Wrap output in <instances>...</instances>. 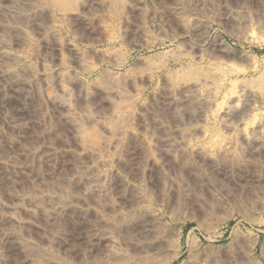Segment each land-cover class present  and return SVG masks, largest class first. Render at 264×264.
Listing matches in <instances>:
<instances>
[{"label": "rangeland", "instance_id": "1", "mask_svg": "<svg viewBox=\"0 0 264 264\" xmlns=\"http://www.w3.org/2000/svg\"><path fill=\"white\" fill-rule=\"evenodd\" d=\"M254 1L0 0V70L11 73L0 74V147L17 141L0 148L16 166L0 164L2 197L82 198L55 223L35 213L28 229L2 224L0 264H160L179 250L173 264H264V157L245 159L239 142L233 162L203 155L238 138L224 126L244 95L264 102V0ZM32 150L53 151L49 163L16 156ZM88 165L103 173V192L70 187ZM50 234L61 238L45 244L51 262Z\"/></svg>", "mask_w": 264, "mask_h": 264}, {"label": "bare ground", "instance_id": "2", "mask_svg": "<svg viewBox=\"0 0 264 264\" xmlns=\"http://www.w3.org/2000/svg\"><path fill=\"white\" fill-rule=\"evenodd\" d=\"M246 1V0H245ZM251 1V0H250ZM254 1V0H253ZM258 1V0H257ZM248 2V1H247ZM254 2H256V1H254ZM254 2H251V3H253L254 4ZM257 5V4H256ZM260 5H261V3H260ZM253 33V32H252ZM251 33V34H252ZM254 34H252L251 36L254 38V36H253ZM251 37V38H252ZM256 37V36H255ZM70 46V45H69ZM70 47H72V46H70ZM68 48V47H67ZM69 49V48H68ZM74 50H75V48H74ZM71 51V50H70ZM73 52H75V51H73ZM0 55H2L1 53H0ZM3 57V56H2ZM214 65V64H213ZM216 66V65H215ZM215 66L213 67V68H215ZM230 67V66H229ZM229 67H226L227 69L229 68ZM212 68V67H211ZM210 68V69H211ZM212 68V69H213ZM219 69V68H218ZM230 69H231V67H230ZM207 71L209 70V69H206ZM214 70V69H213ZM213 70H211V71H213ZM226 70V69H225ZM229 70V69H228ZM1 72H0V74L2 75V76H9V74L11 75V73H10V71H9V69L8 68H5V69H1L0 70ZM207 71H206V73H207ZM211 71H210V73H211ZM218 70L216 69V72H217ZM222 71V70H221ZM231 71V73H232V69L230 70ZM230 71H229V74H231L230 73ZM215 72V70H214V73H216ZM219 72V71H218ZM224 71H222V73H223ZM233 72H235L234 74H236L237 72L234 70ZM221 73V72H220ZM226 73V72H225ZM223 74L224 76L225 75H227V74ZM228 73V72H227ZM229 74H228V76H229ZM211 75L212 74H210V79H207L209 82H210V80L212 79V77H213V75H212V77H211ZM233 75V74H232ZM216 76V75H215ZM218 76H219V74H218ZM203 77H205V74H204V76ZM207 77V76H206ZM221 77H223V76H221L220 75V78ZM216 78V81L218 80L219 81V83H220V80L222 81V79L224 78H222V79H220V78H217V77H215ZM232 78V77H231ZM213 79H214V77H213ZM213 79L211 80V81H213ZM225 79V78H224ZM228 79V78H227ZM226 79V80H227ZM230 80V79H229ZM201 81V80H200ZM204 81H205V79H204ZM208 81H207V83H208ZM215 80H214V84H215V82H216ZM217 81V82H218ZM224 81V80H223ZM216 82V84H218L219 85V87H221L220 86V84L219 83H217ZM34 83H35V81H34ZM205 84V82H203V79H202V82H201V84ZM213 83H209V84H213ZM228 83V82H227ZM237 83V82H236ZM235 83V81H234V84L231 82V84H233V85H231L230 83H228V84H230L231 86H232V89L230 88V90H233L234 91V93H235V90H237V89H239V87H236V84ZM223 84H225V83H223ZM227 84V85H228ZM236 84V85H235ZM208 85V84H207ZM226 85V84H225ZM202 86V85H201ZM212 86H215V85H212ZM212 86H209V87H211L212 88ZM223 86V85H222ZM230 87V86H229ZM242 87V86H241ZM202 88V87H201ZM206 88V87H205ZM210 88V89H211ZM217 88V87H216ZM228 87L226 86V89H227ZM214 89V88H213ZM199 90H201V89H199ZM212 90V89H211ZM217 90V89H216ZM220 90V89H219ZM242 90V89H241ZM212 91H214V90H212ZM227 91L228 92H230L231 93V91H229V89H227ZM243 91V90H242ZM202 94H203V92H205V90L203 89V92L202 91H200ZM206 92L208 93L209 91H208V89L206 88ZM214 92H216V91H214ZM245 91H243V93H244ZM211 93V92H210ZM217 93H218V91H217ZM241 93V92H240ZM242 93V94H243ZM205 94V93H204ZM209 94V93H208ZM212 95H213V92L211 93ZM233 94V93H232ZM211 95V96H212ZM215 95V94H214ZM213 95V96H214ZM235 95H237V94H235ZM208 96V95H207ZM223 96H225V95H223ZM228 96H230L229 98H231L232 96H231V94L230 95H228ZM234 96V95H233ZM242 96L243 95H241V94H238V100H239V98L241 99L242 98ZM210 97V96H209ZM226 97V96H225ZM260 97V96H259ZM258 96L256 97L254 94H251V93H248V94H246V95H244V99H242L241 101L242 102H244L245 103V105L242 107L243 108V110L240 112L239 111V113H236L235 112V114L234 115H231V117H230V119H229V121L230 120H232V122L229 124V122H228V124H226L225 126H224V128L228 131V132H230V133H234V132H236L237 133V137L238 138H236V136H234V138H232V134H228V132H226L227 134H228V136L229 137H227L226 136V138H222L223 140H221L220 139V141H218V142H215L214 140V144H211V146L209 147V149H207L208 148V146L207 147H204V148H206V149H204V151H203V155L205 156V158H207V159H209V160H213V162L215 161V162H218V163H216V164H219L220 162H219V160L218 159H215L213 156H212V152L213 151H215V152H217L219 155V158H222V159H224L225 161H226V159L228 160V161H231V162H233L234 160H235V152H236V147H237V143L236 142H239V144H240V146H241V148L244 150V153H245V159L246 158H248V159H251V158H254V157H256V156H260V157H264V110L262 111L261 109H260V105H261V107H262V105H263V103L264 102H260L259 100H258V98H259ZM48 98V97H47ZM224 98V97H223ZM228 98V99H229ZM225 99V98H224ZM223 99V100H224ZM243 103V104H244ZM223 104V103H222ZM222 104H220V106H222ZM218 111H220L221 110V107H220V110H219V106H218ZM216 109V110H217ZM215 113V115H217L216 114V112H214ZM7 122V121H6ZM5 127H6V129H7V131L8 130H11V131H13V132H15V131H17V132H19L20 131V128L17 126V125H15L14 123H12V122H7V125H5ZM202 129V128H201ZM218 129V128H217ZM217 129H215V131L217 130ZM205 130V129H204ZM219 130V129H218ZM217 130V133L219 132ZM225 130V131H226ZM10 131V132H11ZM205 132V131H204ZM203 133V132H202ZM207 133V132H206ZM206 133H204V134H206ZM217 133H216V135H217ZM219 134V133H218ZM203 137H205L203 134H201ZM210 139V138H209ZM213 139V138H212ZM6 141L5 142H3L2 144H3V146H1L0 148H9L10 149V147H11V149H13L12 147H16L15 145L17 144V141L16 140H12V139H10L9 137H8V139H5ZM210 143H211V141H209ZM208 142V143H209ZM7 144V145H6ZM0 145H1V143H0ZM3 148H2V150H3ZM193 147H190V149H188L189 151H190V153H193L194 152V149H192ZM5 150V149H4ZM196 150V149H195ZM198 150V149H197ZM201 149H199L198 151H200ZM6 151H9V150H6ZM48 153L46 154V158L44 157V158H41V153H39L37 150H32V151H21V152H19V154H16V156H17V158L18 159H24V158H27V157H31V158H33V159H42L41 160V162L43 163V165H46V164H48L49 163V158L51 157V155H52V153H53V151H51V150H48L47 151ZM197 152V151H196ZM198 154H199V152H197ZM202 154V152L200 151V154L199 155H201ZM202 155V156H203ZM214 155V154H213ZM218 158V157H217ZM28 159V158H27ZM32 159V160H33ZM31 160V159H30ZM208 160V161H209ZM217 160V161H216ZM34 161V160H33ZM210 162V161H209ZM41 163V164H42ZM0 164H3V165H5L6 167H8L10 170H15V168H16V166L13 164L12 165V163H11V161L9 160V159H7V158H0ZM221 165V164H220ZM219 165V166H220ZM152 166V165H151ZM218 166V165H217ZM151 168V167H150ZM221 168H225V167H221ZM220 168V169H221ZM226 169V168H225ZM225 169H221L222 171H225ZM84 172H85V174H87L86 176H84V177H80L79 175L80 174H82L83 172H78V173H75V174H73L72 175V177H71V182L69 183V185L70 184H74V185H79V184H81V183H83V186L81 187V188H83V189H85V191H98V192H103L104 190H105V186H104V183H103V178H104V175H103V173H101L100 171H98L97 169H95V168H93L92 167V165H88V166H86V168L84 169ZM219 172H220V170H219ZM221 173V172H220ZM74 185H73V187H74ZM72 185H70V187H71ZM172 188V187H171ZM2 187H1V185H0V226L2 227V224H4L5 222L6 223H9L10 225L11 224H13V229H14V227L15 226H18V227H22V229H23V227H26V226H30V225H32L34 222H33V220H35L34 218L35 217H32V216H34V214L36 213H39V215H41V216H43L42 218H44V219H46V221H48V222H53V223H55V221H58L59 219H60V215L68 208V207H74V205H73V203H79V201L82 199L81 197H79V198H77V199H74V200H70V202H68V203H64L62 200L60 201V198H58V195L56 196L55 194H53V195H49V196H47V194H46V192H45V190H40V189H35V194L37 195L38 194V198H30L29 199V197H27V196H24L25 194H23V195H16V197L13 199V201H6V200H4L3 199V197H2ZM71 190V189H70ZM68 191V190H67ZM74 193V192H73ZM33 194V193H32ZM72 194V193H71ZM70 194V195H71ZM4 195H6L5 194V192H4V194H3V196ZM68 195V194H67ZM76 195V194H75ZM69 196V195H68ZM73 198H74V195L72 196ZM5 198V197H4ZM70 198H71V196H70ZM72 198V199H73ZM40 200H44L43 201V203H41L40 202ZM40 218V217H39ZM3 222V223H2ZM9 224H5L4 226L5 227H7ZM152 224V223H151ZM8 226L7 228H5L6 230L9 228V227H11V226ZM15 225V226H14ZM34 226L36 227V222H35V224H34ZM148 228H150V227H152V226H147ZM146 227V228H147ZM17 228V227H16ZM15 228V229H16ZM29 227H26V229H28ZM8 230H10V228L8 229ZM150 230V229H149ZM169 230V229H168ZM10 231H12V230H10ZM155 230H154V228H153V232H154ZM170 231V230H169ZM175 231V230H174ZM182 231V230H181ZM164 232V231H163ZM167 232V231H166ZM172 232V231H171ZM176 232V231H175ZM11 234H12V232H10ZM155 233V232H154ZM0 234H2V233H0ZM16 234V233H15ZM156 234H158L159 235V233H157V231H156ZM176 234V233H175ZM22 235V234H21ZM95 235V234H94ZM152 235V234H151ZM178 235H179V237L181 236V232H180V230L178 231ZM13 237L12 238H14V235H12ZM15 236H17L18 237V234L17 235H15ZM20 236V235H19ZM24 236V235H23ZM22 236V237H23ZM153 236H155V234L153 235ZM167 236V235H166ZM3 237L4 238H8V234H6V233H4L3 234ZM11 237V236H10ZM25 237V236H24ZM152 237V236H151ZM164 237V236H163ZM21 238V237H20ZM20 238L18 237L17 238V240H18V243L21 245V246H32V247H30V248H32V249H34L33 248V245L34 244H38V242H33L32 240V242L30 243V242H22V243H20L19 242V240H20ZM93 235H92V237L90 238L91 240H93ZM154 238V237H153ZM170 238V237H169ZM174 238H176V237H174ZM237 239L236 240H238V237H236ZM241 238V237H240ZM1 239V238H0ZM3 239V238H2ZM1 239V240H2ZM22 239V238H21ZM160 239V238H159ZM158 239V240H159ZM4 240V239H3ZM2 240V241H3ZM9 240V239H8ZM13 240V239H12ZM15 241H16V239H14ZM25 240V239H24ZM28 240V239H27ZM41 240V239H40ZM58 240H60L61 241V238L59 237V236H57V235H55V234H50V235H48L47 237H45V238H43V241H44V245H43V241L41 242H39V246H41V243H42V245L45 247V246H49V245H52V242H54L55 243V241H58ZM88 240H89V238H88ZM157 240V241H158ZM169 240V239H168ZM176 239H174V241H175ZM1 241V242H2ZM100 241L102 242V243H104V244H106V246L110 249V251L108 252V254L109 255H113V254H115V249H116V247H117V244H116V242H115V240L109 235V234H103L102 236H101V239H100ZM152 241H153V239H152ZM156 241V240H155ZM179 241H180V238H179ZM256 241V240H255ZM254 241V242H255ZM9 243H11L10 241H8ZM14 242V241H13ZM159 242V245L158 246H156V248H159V250L160 249H162V248H164V246H165V244H164V241L163 240H160V241H158ZM158 242H157V244H158ZM172 242V241H171ZM238 242V241H237ZM236 242V243H237ZM7 243V241H5L4 242V244L2 243V245L4 246V245H7L6 244ZM16 243H17V241H16ZM17 243V246L19 245ZM154 243V242H153ZM239 243H240V241H239ZM1 244V243H0ZM45 244H47V245H45ZM18 246V248L19 247H21V246ZM148 245V244H147ZM154 245H156V244H154ZM167 245V244H166ZM251 245V244H250ZM35 246V245H34ZM48 246H47V248H45L44 250H43V253H44V255L47 257V259L48 258H50V254H51V251L49 250V248H48ZM149 246V245H148ZM147 246V247H148ZM252 246H254L253 244H252ZM6 247V246H5ZM7 247H9V246H7ZM44 247H42V248H44ZM150 247V246H149ZM238 247V246H237ZM241 247V246H240ZM239 247V248H240ZM10 248V247H9ZM28 248V247H27ZM29 248V249H30ZM37 248V250H39L38 249V247H36ZM35 248V249H36ZM22 250H21V252L24 250L23 248H21ZM136 249V248H135ZM234 249H236V247L234 248ZM1 250H3V251H5L6 249L4 248H2ZM0 250V252H2L3 253V251H1ZM140 250V249H139ZM163 250V249H162ZM167 250V249H166ZM177 250V249H176ZM146 251H147V248H146ZM156 251H157V249H156ZM42 252V251H41ZM145 252V251H144ZM155 252V251H154ZM160 252V251H159ZM158 252V253H159ZM163 252V251H162ZM161 252V253H162ZM1 253V254H2ZM5 253V252H4ZM3 253V254H4ZM149 253H152V252H149ZM156 253V252H155ZM0 254V255H1ZM8 255V254H7ZM140 255V254H139ZM141 255H142V253H141ZM144 255V254H143ZM157 255V254H156ZM162 255V254H161ZM182 253H181V251L179 250V252H178V254H175V256H173L172 258H168V260H166L165 262H163V263H160V264H173V263H175L177 260H179L181 257H182ZM1 256H3V255H1ZM153 256V255H152ZM151 256V257H152ZM166 256V255H165ZM156 257V256H155ZM154 257V259H157V258H155ZM3 258V257H2ZM2 258H1V260H2ZM121 258H123V257H121ZM137 258V257H136ZM164 258V257H163ZM51 259L52 258H50V262H51ZM124 259V258H123ZM141 260H142V258H140ZM154 259H152L151 261L152 262H154V261H156V260H154ZM138 260V262H139V258L137 259ZM137 260H136V262L134 263V261H132V260H126V262H125V264H138V262H137ZM148 260H149V258H148ZM125 261V260H124ZM144 261V260H143ZM123 262V261H122ZM121 262V263H122ZM146 262V261H145ZM145 262H144V264H145ZM148 262V261H147ZM152 262H151V264H152ZM157 262V261H156ZM159 262V261H158ZM55 263V261H53L52 260V264H54ZM140 263H142V262H140ZM139 263V264H140ZM150 263V262H149ZM155 264V263H154ZM159 264V263H158Z\"/></svg>", "mask_w": 264, "mask_h": 264}]
</instances>
